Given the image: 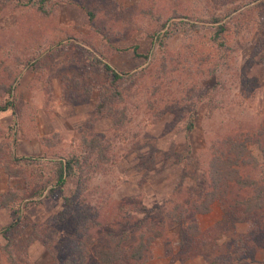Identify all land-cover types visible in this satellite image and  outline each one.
<instances>
[{"label": "rangeland", "instance_id": "rangeland-1", "mask_svg": "<svg viewBox=\"0 0 264 264\" xmlns=\"http://www.w3.org/2000/svg\"><path fill=\"white\" fill-rule=\"evenodd\" d=\"M252 4L250 0H49L41 14L28 0H0V71L7 68L12 73L7 81L20 112L14 155L44 157V149L45 159L66 155L79 149L83 136H97L110 147L109 163L88 183L83 211L74 206L73 197L65 218L60 222L54 218L65 206L63 198L72 197L73 177L66 178L61 190L29 198L36 202H27L22 209L25 218L10 247L17 264H64L77 219L86 213L101 219L100 242L103 230L120 231L127 224L117 225L120 219L130 213L140 217V208L154 216L162 236L151 243L149 257L139 264H213L200 255L178 254L180 224L166 219L161 206L166 199L186 202L199 195L197 185L203 181L211 143L227 135L242 138L264 127V0L255 4L247 23L236 24L237 32L230 25L224 45L210 40L206 20L230 11L223 19L227 20L239 11L246 13ZM82 5L92 11V21ZM172 13L174 20L187 24L165 41L161 70L157 43L147 33ZM133 47L141 56L133 53ZM96 50L102 61L123 74L118 86L122 99L108 104L112 111L104 108L99 113L95 104L103 73L93 61ZM72 79L78 80L77 91L70 86ZM87 88L88 93L80 95ZM189 118L193 127L186 131ZM11 123V114L0 112V140ZM248 147L256 153L255 145ZM239 168L241 174L264 182L258 170ZM34 182L42 180L36 177ZM8 189L25 193L23 182L10 180L0 168V192ZM221 216L214 201L209 212L195 214L194 219L204 231ZM10 219L9 211L1 207L0 228ZM229 226L230 231L202 244V251L213 244L216 252L232 234L251 231L255 222L251 218ZM261 232L252 259L223 264H264ZM134 242L131 234L125 245ZM3 243L0 235V247ZM0 264H7L1 253ZM86 264H95L94 258L90 256Z\"/></svg>", "mask_w": 264, "mask_h": 264}, {"label": "trees", "instance_id": "trees-1", "mask_svg": "<svg viewBox=\"0 0 264 264\" xmlns=\"http://www.w3.org/2000/svg\"><path fill=\"white\" fill-rule=\"evenodd\" d=\"M47 1L49 0H28L30 7L41 14H45L43 6ZM261 1L250 0L253 4L246 8V13L239 11L234 16L227 17V20L223 19L231 13L230 11L223 15H209L206 20L210 24L208 27L210 40L218 45H224L228 39L230 25L234 26L237 32L236 24H239L240 20L247 23L248 19L253 17V10L257 6L255 4H259ZM82 8L85 9L88 21H92V11L84 8L83 5ZM175 15L172 13L165 17L158 27L147 33L152 37V41L157 43V55L160 59L161 70L165 66L163 55L166 48L165 41L181 30L184 24H187L184 20H174ZM235 18L237 20L233 21ZM96 53V57L92 56L93 61L95 65L100 66L103 79L98 85L99 100L95 104V109L98 113L102 112L104 108L112 111L108 104H112L114 100L122 99L118 86L123 74L118 73L108 63L102 61L98 50ZM133 53L136 56H141L136 52V47H133ZM31 67L38 73L35 65H31ZM11 74L7 68H2L0 71V112L8 111L12 117V123L7 127L2 140H0V168L10 180H21L25 193L21 196L16 189L0 192V208H6L11 215L9 223L0 228V235L4 239L0 253L6 259L7 264H17L10 247L11 242L16 240L15 233L19 231L25 218L22 209L27 202H36L29 201V198L34 199L44 196L47 192L61 190L66 178L73 177L75 187L72 197L63 198L65 206L56 213L54 218L56 222L65 218L66 207L73 206L71 199L73 197L77 198L74 206L83 211L82 208L86 201L84 193L87 192L88 183L92 174L98 170H104V165L109 163L110 147L108 143H102L97 136L88 138L83 136L80 139L79 149L66 155L45 159V149L42 153L44 157L14 155L12 152L13 136L18 127L17 120L20 117V112L11 93V82L7 81ZM78 84L77 79H72L70 82L74 91H77ZM88 90V88L84 89L80 95L88 93ZM192 127L193 121L189 118L185 129L190 131ZM263 140L264 127H259L254 134L244 135L242 138L227 135L211 143L209 145L210 157L203 173L204 178L202 183L197 185L199 195L186 202L171 199L163 201L164 206L162 205L161 209L166 219L180 224L177 228L176 240L177 251L181 257L192 258L200 255L205 261L213 264L241 262L246 258L252 259V253L261 242V231L264 230V182L260 179H253L249 174H241L239 166H247L250 170H258L259 173L264 174ZM248 144L255 145L256 153L250 150ZM36 177L41 179L42 183L35 184ZM214 201L221 209V220L208 230L202 231L198 228L194 215L209 212L210 205ZM140 209V217L130 213L131 215H125L120 219L121 221L116 222L117 225H120L127 221L128 225L126 224L120 231L103 230L104 240L100 242L97 230L103 224L102 220L95 215H88V213L84 214L81 219H77V224L71 235L70 254L64 264H86L90 256L94 258L95 264H139L145 261L150 255L151 243L162 236V231L157 229L154 216L142 212L143 208ZM251 218H254L255 222V227L251 231L232 234V238L228 242L224 240L222 247L216 252L212 248L213 244H210L208 250L202 251V244L218 239L219 233L230 231L229 224L245 222ZM131 234L135 235V242L126 246L125 242Z\"/></svg>", "mask_w": 264, "mask_h": 264}]
</instances>
